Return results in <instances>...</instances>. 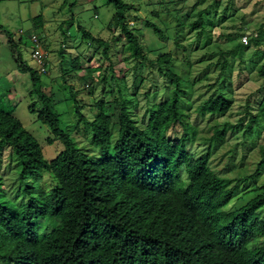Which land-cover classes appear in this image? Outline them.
Listing matches in <instances>:
<instances>
[{
  "label": "trees",
  "instance_id": "1",
  "mask_svg": "<svg viewBox=\"0 0 264 264\" xmlns=\"http://www.w3.org/2000/svg\"><path fill=\"white\" fill-rule=\"evenodd\" d=\"M109 2L116 9L109 28L120 29L126 40L125 61L133 58L138 65L157 69L176 88L165 102L150 109L146 126L134 121L121 93L112 101L119 105L116 118L106 113V101L97 103L99 113L91 118L79 111L80 122L92 130L91 147H81L62 128L53 96L42 91L40 75L28 66L33 94L42 106L38 110L36 103L31 104L29 111L64 148L49 161L23 123L0 111V167L7 149L19 174V188L12 198L0 176V264H264V192L237 210L225 209L240 184L261 173L264 148L255 173L235 179L217 174L211 167L213 146L224 142L227 124L215 129L206 140L210 148L198 158L191 147L200 138V128L181 107L182 78L172 68L164 69L165 63L173 61L172 55L150 59L136 29L129 25L132 6L124 0ZM179 2L186 4V0L163 4L166 9L173 7L168 12H176L184 25L189 15L177 9ZM198 15L194 28L212 24L209 10ZM146 25L164 38L157 24ZM84 37L105 47L104 58L112 67L108 43L87 31ZM262 37L259 32L255 39L249 37V45L241 42V57L251 42L260 45ZM78 71L83 70L75 64L71 72ZM103 71L99 62L87 69L84 78L94 83L93 74ZM259 75L264 80V64ZM106 82L104 75L102 83ZM72 94L77 105L78 94L74 90ZM231 108L232 101L221 94L206 101L198 113L223 116ZM247 115L246 134L252 136L264 128V101L257 109L249 105ZM48 142L54 144L52 138ZM47 175L49 187L43 184Z\"/></svg>",
  "mask_w": 264,
  "mask_h": 264
},
{
  "label": "rangeland",
  "instance_id": "2",
  "mask_svg": "<svg viewBox=\"0 0 264 264\" xmlns=\"http://www.w3.org/2000/svg\"><path fill=\"white\" fill-rule=\"evenodd\" d=\"M132 6L129 25L141 39L150 59L158 54H171L173 61L164 64L182 78L181 107L190 115V121L199 126L200 138L191 147L199 158L210 148L209 140L215 129L228 124L225 140L213 146L211 167L223 177L239 178L255 173L262 159L264 128L246 134L250 117L249 105L257 109L264 101V80L259 67L264 64V0H186L179 2L178 10L189 15L184 25L172 9L168 12L164 2L173 0H124ZM177 1V0H174ZM179 1V0H178ZM198 3V4H197ZM197 5L195 11H191ZM209 10L213 20L204 29H196L200 11ZM115 6L109 0H0V111L12 113L31 132L43 148L45 157L52 161L63 150L62 143L50 129L29 111L36 103L41 110L38 96L33 94L32 74L29 67L41 77V89L53 96L61 115L62 128L77 139L81 147H91L92 130L80 122L79 111L87 117L99 113L97 103L108 102L105 111L117 117L119 105L112 102L120 93L128 101L130 113L140 126L149 122V111L165 102L176 85L161 75L157 69L138 65L126 53V40L120 29L109 28ZM148 22L157 24L165 33L159 37L147 27ZM108 43L110 61L104 58V46L84 37ZM13 38L14 43L10 40ZM263 35L260 45L251 42L241 57L242 38L255 39ZM38 36L41 47L48 57L49 73L41 75L32 58L35 45L32 37ZM17 47H16V46ZM23 61H20V56ZM17 62H16V61ZM104 64L103 72L93 74L96 82L84 78L87 69ZM79 64L83 71L73 74ZM224 65L226 68L223 69ZM29 66V67H28ZM126 78H123V73ZM106 75L107 82L102 83ZM78 94L76 105L73 90ZM224 94L232 101V108L223 116L202 117L198 109L206 101L216 100ZM114 138L118 130L113 128ZM52 138L54 144L49 145ZM0 176L8 196L14 197L19 188V174L11 152L6 149L0 167ZM50 186L47 175L43 182ZM235 185V182L234 184ZM264 168L254 179L240 184L239 191L226 210H237L264 192Z\"/></svg>",
  "mask_w": 264,
  "mask_h": 264
},
{
  "label": "built area",
  "instance_id": "3",
  "mask_svg": "<svg viewBox=\"0 0 264 264\" xmlns=\"http://www.w3.org/2000/svg\"><path fill=\"white\" fill-rule=\"evenodd\" d=\"M32 42L35 45V50L32 53V58L36 62L37 67H38V72L41 75L48 74L49 69H48V57L44 50L41 47L40 39L38 36H33L32 37ZM249 37L244 36L242 38V43L244 45H249Z\"/></svg>",
  "mask_w": 264,
  "mask_h": 264
}]
</instances>
